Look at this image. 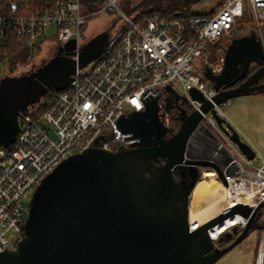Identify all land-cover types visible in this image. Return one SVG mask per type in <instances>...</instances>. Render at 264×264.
<instances>
[{
    "label": "water",
    "instance_id": "95a60500",
    "mask_svg": "<svg viewBox=\"0 0 264 264\" xmlns=\"http://www.w3.org/2000/svg\"><path fill=\"white\" fill-rule=\"evenodd\" d=\"M108 38L109 29L89 38L77 57L72 38L31 70L0 78V148L15 142L19 118L48 89L64 90L78 66L103 53ZM223 47V70L218 74L209 67L202 70L218 89L214 101L221 104L235 96L264 92V27L261 33L250 29L234 35ZM257 64L260 67L244 79ZM191 95L248 158L255 157L252 144L215 111L211 101L197 89ZM159 110L155 97L144 110L132 112L125 127V116L120 118L121 128L139 137L135 144L117 150L91 146L65 157L44 175L32 193L20 239L14 249L0 252V264H212L241 242L249 229L260 228L249 222L223 247L211 236V228L228 216L250 214L251 208L241 203L191 226L190 199L201 167H213L228 185L221 168L209 159L220 138L205 125L199 126L204 140L192 135L202 118L199 110H183L178 131L166 137ZM154 133L161 136L158 142Z\"/></svg>",
    "mask_w": 264,
    "mask_h": 264
},
{
    "label": "built area",
    "instance_id": "2783aa9c",
    "mask_svg": "<svg viewBox=\"0 0 264 264\" xmlns=\"http://www.w3.org/2000/svg\"><path fill=\"white\" fill-rule=\"evenodd\" d=\"M96 1L99 11L115 19L103 53L78 66L64 90H56L22 115L15 142L0 148V252L16 247L32 193L65 157L91 146L117 150L139 141L133 132L121 128L122 116L144 110L148 101L157 97L166 137L175 134L183 112L169 114L175 107L174 96L167 91L172 84L179 85L187 98L182 111L199 110L202 114L192 135L204 140L199 126L205 125L220 138L209 159L221 168L228 182L222 210L239 203L251 208L248 216L232 214L240 218L223 233L235 226L244 228L249 222L261 225L253 264H264V159L253 145L255 157L248 158L219 127L214 115L203 112L201 101L191 95V90L197 89L232 124L225 110L232 98L217 104L218 89L204 78L203 69L196 72L193 68L200 61L214 74L220 73L225 58L217 43L236 31L241 21L246 23L245 30L261 33L264 0H220L213 11L195 12L186 21L166 11L135 13L123 6L122 0ZM90 15L82 0H59L52 8L34 7L32 0H0L1 72L7 70L4 49L11 33L21 44L34 45L45 40L46 29L54 25L53 40L58 46L76 39L77 57ZM40 106L43 111L37 113ZM257 156L263 159L259 165L254 162ZM203 170L201 167V173Z\"/></svg>",
    "mask_w": 264,
    "mask_h": 264
},
{
    "label": "rangeland",
    "instance_id": "374dc122",
    "mask_svg": "<svg viewBox=\"0 0 264 264\" xmlns=\"http://www.w3.org/2000/svg\"><path fill=\"white\" fill-rule=\"evenodd\" d=\"M140 0H122L123 6H129L131 5L134 7ZM220 0H204L202 3L195 6L196 11H206L211 9L215 4L218 5ZM141 3V2H140ZM215 6V7H216ZM135 13H139L141 10L139 8H136L133 10ZM195 11V12H196ZM213 11V10H212ZM115 19L112 17V15H109L103 11L95 12L94 14L89 16L88 24L85 29V40L89 39L96 34L109 29L114 24ZM56 27L53 25L46 29L45 32V40L42 44V49L38 51L37 54H35L30 60L27 62H18L15 67V72L22 73L26 72L35 66L39 65L42 61H44L46 58H49L52 54L57 52L58 45L53 40L54 33H55ZM193 71L198 72L197 68H193ZM0 76H3V74L0 72ZM206 79L207 77L204 76ZM167 91L169 92V95L174 96L175 101V107L172 108L170 111V115L176 116L178 113V110L180 111V115L182 114V104L187 101V98L182 96L181 88L174 87L172 84H169L167 87ZM261 93V92H260ZM240 100L242 103L241 105L237 106L235 102L228 104L225 106V110L227 113L228 118L232 122L234 126L238 128V130L241 133V137L253 144L256 149H259L261 152V155L264 159V145H256L255 143V137L259 139L264 144V94L263 96H259L256 94H245L240 96L232 97L231 101H234L235 99ZM165 111V110H163ZM166 112V111H165ZM131 113H127L125 115V118L122 121L123 126L126 125V119ZM159 114L160 111H159ZM154 141L158 142L161 139V136L158 133H154L153 135ZM119 145L121 146L122 143L119 142ZM263 159L259 156L255 159V164L259 165L262 163ZM214 169L213 167H210ZM206 169V167L204 168ZM215 170V169H214ZM216 171V170H215ZM217 173V171H216ZM202 173L200 174V179H202ZM199 179V180H200ZM216 179L222 183L218 173ZM224 192V190H222ZM201 201L200 205H203L206 201ZM223 206V203H221L220 208ZM195 209L197 205L195 203H192V195L190 199V208ZM189 208V212H190ZM242 228L239 226H235L233 228H230L227 232L223 234L224 237H227V239L233 238L237 233L236 231H240ZM261 233V229L258 227H253L249 229L247 235L244 237V239L239 242L235 247L227 251L225 254L220 256L217 260H215L212 264H253L254 263V257L256 253V248L259 242V235ZM218 243V239H216ZM227 241H224V243Z\"/></svg>",
    "mask_w": 264,
    "mask_h": 264
},
{
    "label": "trees",
    "instance_id": "16d2710c",
    "mask_svg": "<svg viewBox=\"0 0 264 264\" xmlns=\"http://www.w3.org/2000/svg\"><path fill=\"white\" fill-rule=\"evenodd\" d=\"M58 1L59 0H32V4L34 5V7L38 8H52ZM203 1L204 0H140L134 7H132L131 5L125 7L131 11L136 8H139L141 10L140 12L147 14L157 11H166L169 15L186 21L190 16L195 14L194 7L202 3ZM82 2L86 10L90 12L91 15L94 12L98 11V2L96 0H82ZM88 19L85 22V26H87L88 24ZM245 24L246 23L244 21H241L237 26V30L244 31L246 29ZM43 43L44 39L41 38L36 41L34 45H23L19 42L17 35L11 33L8 44L4 49V51L8 54L6 72L8 74H16L17 72H15V65L18 62H27L28 60H30L35 54L38 53L39 50L42 49ZM216 47H221V41L217 43ZM55 91V89H48L46 94L41 98V100H48L53 95V93H55ZM36 106V104L31 106L29 110H33V108H36ZM42 111L43 106L38 107L36 110L37 113H40ZM162 161L163 160H161L160 162ZM206 169L211 168L206 167ZM224 241H226V239H223L221 242H218V244H222L224 243Z\"/></svg>",
    "mask_w": 264,
    "mask_h": 264
},
{
    "label": "bare ground",
    "instance_id": "6f19581e",
    "mask_svg": "<svg viewBox=\"0 0 264 264\" xmlns=\"http://www.w3.org/2000/svg\"><path fill=\"white\" fill-rule=\"evenodd\" d=\"M202 179H200L192 192V203H195L197 207L190 208L189 220L192 227H197L219 213L222 210L220 208L221 203L225 199L224 186L219 182L216 177L217 173L214 169H204L202 172ZM208 200L200 205L201 201ZM202 204V203H201ZM239 215H230L225 218L221 223L211 228L210 234L216 240L227 229L229 225H233Z\"/></svg>",
    "mask_w": 264,
    "mask_h": 264
},
{
    "label": "crops",
    "instance_id": "0c3cea01",
    "mask_svg": "<svg viewBox=\"0 0 264 264\" xmlns=\"http://www.w3.org/2000/svg\"><path fill=\"white\" fill-rule=\"evenodd\" d=\"M215 6H216V4L211 8V9H209V10H206V11H196V12H210V11H212V10H214V8H215ZM195 8V7H194ZM238 32L237 31H234L232 34H230V35H227V36H225V39L223 40H221V48L224 50V47H223V45L225 44V42H226V40L230 37V36H232V35H235V34H237ZM206 67H204L203 66V63L202 62H198L197 63V70H201V69H205ZM249 94H256V95H259V96H263V94H264V92H254V93H249ZM245 95V94H244ZM233 102H235V104L237 105V106H239V105H241L242 103L240 102V100H239V98L238 99H235L234 101H231V103H233ZM230 103V104H231ZM236 127V126H235ZM237 128V127H236ZM238 129V128H237ZM255 143H256V145H261V146H263L264 144L259 140V139H257L256 137H255ZM253 145V144H252ZM254 146V145H253ZM255 147V146H254ZM264 147V146H263ZM258 151H259V149H258ZM260 152V151H259ZM261 153V152H260Z\"/></svg>",
    "mask_w": 264,
    "mask_h": 264
},
{
    "label": "flooded vegetation",
    "instance_id": "af4514ba",
    "mask_svg": "<svg viewBox=\"0 0 264 264\" xmlns=\"http://www.w3.org/2000/svg\"><path fill=\"white\" fill-rule=\"evenodd\" d=\"M238 33L237 34H235V35H238V34H241V33H245L247 30H244V31H238V30H236ZM232 36H234V35H232ZM232 36H230L227 40H226V42L232 37ZM225 39V37L223 38V40ZM88 39H86L85 41H87ZM225 42V43H226ZM55 54V53H54ZM54 54H52L51 56H53ZM50 56V57H51ZM49 57V58H50ZM48 58H46L45 60H47ZM260 67V65H254V66H252V68H251V70H250V73H249V75H247L244 79H246L247 77H249L252 73H254L258 68ZM261 80H264V77H262V79ZM243 80H240V81H238L234 86H237V85H239L241 82H242ZM236 237V235L233 237V238H230V239H227V237H225L224 239H226V241L227 242H225V243H222V244H219V246L220 247H223V246H225V245H227V244H229L231 241H233V239Z\"/></svg>",
    "mask_w": 264,
    "mask_h": 264
}]
</instances>
